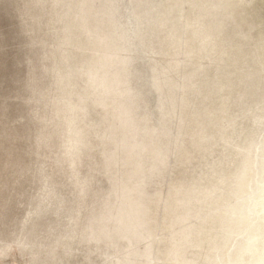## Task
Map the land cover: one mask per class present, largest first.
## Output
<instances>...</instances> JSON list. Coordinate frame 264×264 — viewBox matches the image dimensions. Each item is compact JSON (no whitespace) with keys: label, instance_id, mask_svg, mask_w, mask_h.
I'll return each instance as SVG.
<instances>
[{"label":"clouds","instance_id":"clouds-1","mask_svg":"<svg viewBox=\"0 0 264 264\" xmlns=\"http://www.w3.org/2000/svg\"><path fill=\"white\" fill-rule=\"evenodd\" d=\"M0 264H264V0H0Z\"/></svg>","mask_w":264,"mask_h":264}]
</instances>
